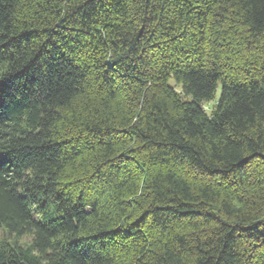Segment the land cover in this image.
Instances as JSON below:
<instances>
[{"label":"trees","instance_id":"obj_1","mask_svg":"<svg viewBox=\"0 0 264 264\" xmlns=\"http://www.w3.org/2000/svg\"><path fill=\"white\" fill-rule=\"evenodd\" d=\"M0 264H264V0H0Z\"/></svg>","mask_w":264,"mask_h":264},{"label":"rangeland","instance_id":"obj_2","mask_svg":"<svg viewBox=\"0 0 264 264\" xmlns=\"http://www.w3.org/2000/svg\"><path fill=\"white\" fill-rule=\"evenodd\" d=\"M219 92H220V90H218V94H219ZM213 104H214V101H211V102H207V103H205V106H206V108H207L208 110H210V109L212 108ZM29 239H30L29 236H24L22 240H23V241H29Z\"/></svg>","mask_w":264,"mask_h":264}]
</instances>
